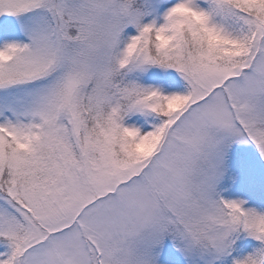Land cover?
Returning a JSON list of instances; mask_svg holds the SVG:
<instances>
[{
	"label": "rangeland",
	"instance_id": "1",
	"mask_svg": "<svg viewBox=\"0 0 264 264\" xmlns=\"http://www.w3.org/2000/svg\"><path fill=\"white\" fill-rule=\"evenodd\" d=\"M141 1L155 22L169 0ZM227 1L203 0L198 11L214 6L251 34L242 63L190 53L185 39L182 61L161 63L148 44L134 56L132 72L165 87L181 78L191 92L165 124L157 152L142 161L116 142L120 122L103 126L97 109L109 102L118 36L144 11L121 0H1L0 118L8 115L21 138L30 119L44 123L35 153L21 156L0 139V180L8 187L0 186V246L2 239L15 244L14 264H96V247L103 264H162V255L171 264L226 259L236 217L217 200L219 189L227 191L225 175L234 189L242 183L249 193L264 192V18L223 14ZM84 100L94 112L89 125ZM155 109L139 98L129 113L153 130ZM252 204L264 213L263 200ZM254 255L248 246L244 259Z\"/></svg>",
	"mask_w": 264,
	"mask_h": 264
},
{
	"label": "trees",
	"instance_id": "2",
	"mask_svg": "<svg viewBox=\"0 0 264 264\" xmlns=\"http://www.w3.org/2000/svg\"><path fill=\"white\" fill-rule=\"evenodd\" d=\"M202 3L203 0H172L171 4L160 8L154 24L152 15L147 12L142 1L134 2L132 5L133 8L144 12L134 28L127 27L122 31L116 44L111 59L112 86L106 96L110 98L109 102L98 109V118L106 126L111 125L113 120L120 122L117 143L127 149L128 156L133 160H144L154 151L163 134L164 123L186 105L190 94V90L181 79L175 78L165 87L159 78L146 79L131 71L130 64L134 56L142 54L146 44L150 46L152 55L161 63H166V59L176 56L182 61L183 39L187 41L190 53L198 48L204 53L215 55L219 61L228 62L230 59L236 60L238 64L246 58L251 44V34H248L232 17L226 19L223 15L218 16L214 6H210L205 14L199 13L198 6ZM231 11L234 13L246 11L263 19L264 0H228L223 5L222 13L228 15ZM158 25L161 27L152 37L150 31ZM139 98L155 102V115L159 120L158 125L154 122L156 129L147 128L140 115L129 113L130 107ZM0 122L8 125L4 119ZM43 127L42 120L30 119L29 133L23 144H28L33 149L36 145L42 144ZM6 129L17 137L13 125H8ZM4 140L8 142L5 138ZM18 142L20 143L19 139ZM241 192L247 195L249 193L241 185L237 189H231L226 197H221L231 204L232 211L227 213L231 215L230 217L243 210L250 215L244 226L242 228L236 226L235 234L229 236L228 242L234 244L235 254L231 255L229 251L226 258L229 260H223V264H264V213L260 207L252 209L253 201L250 196L253 193H249L245 199L239 197ZM259 192L254 193V196L264 200V192ZM250 244H253L255 251L252 262L245 260L243 255L246 246ZM13 256L12 245L0 246V264H13ZM166 259L169 258L163 261ZM163 264L171 263L166 261Z\"/></svg>",
	"mask_w": 264,
	"mask_h": 264
}]
</instances>
